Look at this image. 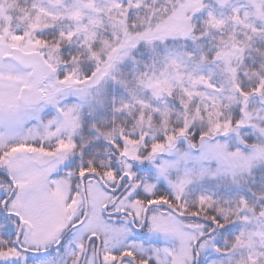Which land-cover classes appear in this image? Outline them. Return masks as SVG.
I'll list each match as a JSON object with an SVG mask.
<instances>
[{
	"label": "snow or ice",
	"instance_id": "snow-or-ice-1",
	"mask_svg": "<svg viewBox=\"0 0 264 264\" xmlns=\"http://www.w3.org/2000/svg\"><path fill=\"white\" fill-rule=\"evenodd\" d=\"M0 264H264V0H0Z\"/></svg>",
	"mask_w": 264,
	"mask_h": 264
}]
</instances>
